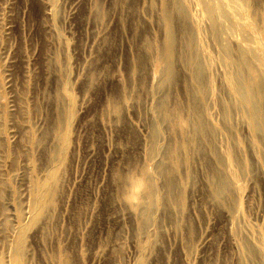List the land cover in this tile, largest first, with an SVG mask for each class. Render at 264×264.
Listing matches in <instances>:
<instances>
[{
  "label": "rangeland",
  "instance_id": "374dc122",
  "mask_svg": "<svg viewBox=\"0 0 264 264\" xmlns=\"http://www.w3.org/2000/svg\"><path fill=\"white\" fill-rule=\"evenodd\" d=\"M229 1L0 0V264H264V0Z\"/></svg>",
  "mask_w": 264,
  "mask_h": 264
},
{
  "label": "bare ground",
  "instance_id": "6f19581e",
  "mask_svg": "<svg viewBox=\"0 0 264 264\" xmlns=\"http://www.w3.org/2000/svg\"><path fill=\"white\" fill-rule=\"evenodd\" d=\"M210 2L209 3H207V5H206V13L208 14V16H209V19L212 21V23L216 26V27H218V24H219V26H221V24H220V21L223 19V21H225V22H229V20H230V15H229V12L227 11L228 9H230V8H226V7H223V4L225 3V4H227L229 7L231 6V3H230V1L229 0H209ZM236 1V0H235ZM179 2V1H178ZM237 3H238V0L236 1ZM244 2V1H243ZM170 4H171V1L169 2ZM210 3H213L212 5H210ZM240 3V2H239ZM168 4V3H167ZM166 4V5H167ZM172 4H173V2H172ZM180 3H178V5H179ZM177 5V4H176ZM226 5V6H227ZM241 5V4H240ZM242 5H244V4H242ZM242 5H241V7H242ZM170 6V5H169ZM168 6V7H169ZM172 6V5H171ZM165 7V6H164ZM166 8V7H165ZM175 9H176V7H174ZM177 8H179V7H177ZM171 9V8H170ZM170 9H168V8H166L165 9V14H166V18L168 19V23H169V29H168V38H169V43H170V45H169V50H168V55L169 54H172V48L171 47H173V45H174V35H173V22H175V20H174V17H175V14L173 15V13H171L170 11ZM183 9V8H182ZM244 9V8H243ZM177 10V9H176ZM179 10H180V8H179ZM181 12V11H180ZM186 12V11H185ZM245 12V11H244ZM174 13H177V11L175 12L174 11ZM180 14V13H179ZM178 13L176 14V15H179ZM232 14V13H231ZM181 15V14H180ZM184 15H186V13L184 14ZM187 16H188V14H187ZM189 17V16H188ZM187 17V18H188ZM233 17V16H232ZM232 20V19H231ZM233 21V20H232ZM227 27H228V25H227ZM227 30V29H226ZM229 30V29H228ZM214 33H215V31H213ZM216 32H218V31H216ZM217 34V33H216ZM216 37V36H215ZM193 52V51H192ZM240 52H244V51H240ZM167 54V53H166ZM240 55H241V53H240ZM241 57H245L246 58V56H241ZM197 58H198V56H197ZM163 59V58H162ZM199 59V58H198ZM242 59V58H241ZM164 60H166V59H164ZM163 60V61H164ZM199 61V60H198ZM245 62V61H244ZM243 61L241 62V63H244ZM196 63V62H195ZM198 63V62H197ZM195 65V64H194ZM198 65V64H197ZM196 65V66H197ZM195 68V67H194ZM202 68V67H201ZM239 69V68H238ZM173 70L174 69H172V66H171V74L169 75V78L171 79V78H173L172 76H174L173 74H174V72H173ZM194 70V69H193ZM201 69H200V67H198V68H195V70L194 71H196V74H194V75H196V81H197V83L200 85V87H202L203 88V82H202V78L203 77H201V74H202V71H204V70H202V71H200ZM240 70V69H239ZM200 72H201V74H200ZM239 73V72H238ZM172 75V76H171ZM202 76H204V75H202ZM167 82V81H166ZM169 82V81H168ZM255 88V87H254ZM258 89V88H257ZM262 90V89H261ZM245 91H247V90H245ZM256 94L257 93H255V95L253 94V96L255 97L256 96ZM261 94H262V91H261ZM250 95V94H249ZM258 95V94H257ZM245 96V95H244ZM259 96V95H258ZM250 97V96H249ZM258 98V97H257ZM261 98H262V96H261ZM243 99L247 102V103H249L250 105H252V116L255 118V119H257V118H259V117H261V111H259L260 109H259V107L257 106V104H254L252 101H251V99H248V97H246V98H244L243 97ZM255 102V101H254ZM244 105H245V103H244ZM196 107V106H195ZM251 107V106H250ZM249 107V108H250ZM201 110V109H200ZM251 114V113H250ZM253 119V118H252ZM253 122H254V120H252ZM195 123H196V121H195ZM201 123H202V120H201ZM258 123V122H257ZM256 123V121H255V124H257ZM203 124V123H202ZM254 124V125H255ZM259 124V123H258ZM258 124H257V126H258ZM195 127V126H194ZM259 127V126H258ZM254 129H255V127H254ZM256 131V130H255ZM158 132V131H157ZM156 132V133H157ZM197 132H198V130H197ZM258 133H259V131H257ZM204 133V132H203ZM155 135V134H154ZM197 137H199V136H197ZM197 140V139H196ZM261 140V139H260ZM155 141V140H154ZM158 142V141H157ZM197 142V141H196ZM201 143V142H200ZM157 144V143H156ZM197 144V143H196ZM202 145V144H201ZM203 146V145H202ZM199 147H201V146H199ZM219 171V170H218ZM260 171V170H259ZM214 173V172H213ZM224 175V174H223ZM222 177V176H221ZM168 180V179H167ZM171 180V179H170ZM169 180V181H170ZM149 184V183H148ZM150 184H151V182H150ZM171 184H169V186H170ZM152 185H150V187H151ZM173 186V185H172ZM218 186V185H217ZM148 187V186H147ZM168 187V186H167ZM225 187H227V185L225 186ZM149 187H148V191H149ZM154 190H155V188H154ZM221 191V190H220ZM223 192V191H222ZM153 193V189H152V187H151V194ZM149 196V195H148ZM167 197V196H166ZM163 200V199H162ZM155 203V202H154ZM155 205V204H154ZM147 207V206H146ZM151 208V207H150ZM145 209V208H144ZM153 211V210H152ZM150 212V211H149ZM146 214V213H145ZM146 217V216H145ZM149 219V218H148ZM150 220H151V218H150ZM149 220H147V222H148ZM145 224V223H144ZM143 225V224H142ZM148 227V226H147ZM143 228H144V226H143ZM18 251V250H17ZM20 255V254H19Z\"/></svg>",
  "mask_w": 264,
  "mask_h": 264
}]
</instances>
